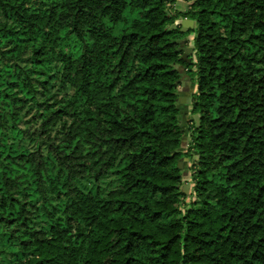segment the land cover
<instances>
[{"label": "trees", "instance_id": "1", "mask_svg": "<svg viewBox=\"0 0 264 264\" xmlns=\"http://www.w3.org/2000/svg\"><path fill=\"white\" fill-rule=\"evenodd\" d=\"M191 1L0 0V264H264V0Z\"/></svg>", "mask_w": 264, "mask_h": 264}, {"label": "rangeland", "instance_id": "2", "mask_svg": "<svg viewBox=\"0 0 264 264\" xmlns=\"http://www.w3.org/2000/svg\"><path fill=\"white\" fill-rule=\"evenodd\" d=\"M190 0H177V3L173 6L172 8V12H178V11H185L188 7V2ZM188 31V30H187ZM186 41V42H185ZM183 47H185L186 49H193V35H190L187 37L186 40L183 41ZM64 48L67 51H74L76 50V44L72 41V40H67L64 42ZM190 55H193V53H188L186 58H189ZM184 77V81H183V85L180 88V99L182 101V105L181 108L184 112V118H183V125L185 127L186 130V137H189V132H188V128L191 126V121L196 119V116H193L190 113L191 110V95L192 93L195 91V85L192 82V79L185 75V73L182 71ZM187 143H188V139H186L184 141V145H183V149L187 148ZM194 157H196V154H193ZM193 156L186 158L183 161L182 164V170H183V176L185 181H189V183H185V193L186 194H190L191 189H192V183H191V167H192V163H193ZM187 201H190V198H188Z\"/></svg>", "mask_w": 264, "mask_h": 264}, {"label": "water", "instance_id": "3", "mask_svg": "<svg viewBox=\"0 0 264 264\" xmlns=\"http://www.w3.org/2000/svg\"><path fill=\"white\" fill-rule=\"evenodd\" d=\"M177 24H181L182 25V31L186 32L189 28H193L194 27V22L193 21H189L187 19L184 20H178ZM183 45V44H182ZM185 54H184V58H186L188 53H194L193 49H185Z\"/></svg>", "mask_w": 264, "mask_h": 264}, {"label": "crops", "instance_id": "4", "mask_svg": "<svg viewBox=\"0 0 264 264\" xmlns=\"http://www.w3.org/2000/svg\"><path fill=\"white\" fill-rule=\"evenodd\" d=\"M188 2V5L192 2L191 0L190 1H187Z\"/></svg>", "mask_w": 264, "mask_h": 264}]
</instances>
